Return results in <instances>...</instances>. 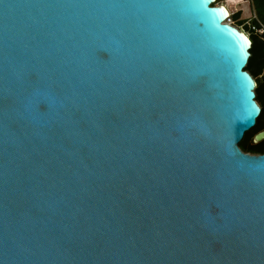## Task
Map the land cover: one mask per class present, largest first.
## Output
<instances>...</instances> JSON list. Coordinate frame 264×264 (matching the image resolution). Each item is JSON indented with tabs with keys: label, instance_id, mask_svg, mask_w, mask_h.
<instances>
[{
	"label": "water",
	"instance_id": "water-1",
	"mask_svg": "<svg viewBox=\"0 0 264 264\" xmlns=\"http://www.w3.org/2000/svg\"><path fill=\"white\" fill-rule=\"evenodd\" d=\"M215 1L0 0V264H264L251 43Z\"/></svg>",
	"mask_w": 264,
	"mask_h": 264
},
{
	"label": "trees",
	"instance_id": "trees-1",
	"mask_svg": "<svg viewBox=\"0 0 264 264\" xmlns=\"http://www.w3.org/2000/svg\"><path fill=\"white\" fill-rule=\"evenodd\" d=\"M250 2L255 17L250 20V27H245L244 31H246L247 34L243 32L251 43L249 51L250 58L245 71L250 74L256 83L254 89L255 101L259 105L261 112L256 120L255 127L245 134L244 140L239 147L243 153L250 155H263L264 140L258 144H254L253 137L264 130V0H250ZM216 3H219V0H216ZM239 16V14L229 16L230 21L235 22V27L243 25V23L238 21Z\"/></svg>",
	"mask_w": 264,
	"mask_h": 264
},
{
	"label": "rangeland",
	"instance_id": "rangeland-1",
	"mask_svg": "<svg viewBox=\"0 0 264 264\" xmlns=\"http://www.w3.org/2000/svg\"><path fill=\"white\" fill-rule=\"evenodd\" d=\"M216 4L218 6H223L227 10L229 16L239 14L240 16L238 21L243 23V25L236 28H239L238 30L246 33V31H244L245 27H250V20L254 19L255 17L250 0H219V3ZM230 22L232 26H236L234 21Z\"/></svg>",
	"mask_w": 264,
	"mask_h": 264
},
{
	"label": "built area",
	"instance_id": "built-area-1",
	"mask_svg": "<svg viewBox=\"0 0 264 264\" xmlns=\"http://www.w3.org/2000/svg\"><path fill=\"white\" fill-rule=\"evenodd\" d=\"M225 23H227L229 25H232L231 22H230V19H228Z\"/></svg>",
	"mask_w": 264,
	"mask_h": 264
},
{
	"label": "bare ground",
	"instance_id": "bare-ground-1",
	"mask_svg": "<svg viewBox=\"0 0 264 264\" xmlns=\"http://www.w3.org/2000/svg\"><path fill=\"white\" fill-rule=\"evenodd\" d=\"M215 2H216V1H215ZM224 9H225V8H224ZM225 11L227 12V10H226V9H225ZM227 14H228V12H227ZM228 17H229V15H228ZM228 19H229V18H227V19H226V21H227Z\"/></svg>",
	"mask_w": 264,
	"mask_h": 264
},
{
	"label": "snow or ice",
	"instance_id": "snow-or-ice-1",
	"mask_svg": "<svg viewBox=\"0 0 264 264\" xmlns=\"http://www.w3.org/2000/svg\"><path fill=\"white\" fill-rule=\"evenodd\" d=\"M241 51H243V49H241Z\"/></svg>",
	"mask_w": 264,
	"mask_h": 264
},
{
	"label": "clouds",
	"instance_id": "clouds-1",
	"mask_svg": "<svg viewBox=\"0 0 264 264\" xmlns=\"http://www.w3.org/2000/svg\"><path fill=\"white\" fill-rule=\"evenodd\" d=\"M229 15V14H228ZM259 106V105H258ZM261 110V109H260Z\"/></svg>",
	"mask_w": 264,
	"mask_h": 264
}]
</instances>
